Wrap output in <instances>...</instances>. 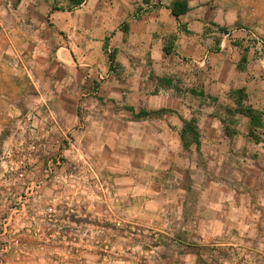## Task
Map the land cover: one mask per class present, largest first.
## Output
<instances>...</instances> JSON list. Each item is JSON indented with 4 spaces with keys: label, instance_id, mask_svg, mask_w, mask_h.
Returning a JSON list of instances; mask_svg holds the SVG:
<instances>
[{
    "label": "crops",
    "instance_id": "crops-1",
    "mask_svg": "<svg viewBox=\"0 0 264 264\" xmlns=\"http://www.w3.org/2000/svg\"><path fill=\"white\" fill-rule=\"evenodd\" d=\"M174 1L84 0L74 7L70 0H0V223L1 200L20 182L7 171L14 148L25 143L20 123L37 113L54 126L43 141L48 151L63 145L57 149L63 170L66 161L81 169L88 158L96 178L111 180L129 215L123 222L140 232L132 234L136 257L148 264H238L232 253L240 248L264 264V196L246 198L251 193L235 182L236 171L231 179L204 174L192 145L185 147L186 125L194 122L202 134L198 118H215L211 108L182 102L173 80L155 77L153 95L143 84L154 77L143 72L148 63L157 68L172 55L202 70L200 89L192 90L204 96L190 90L192 97H219L244 73L251 84L264 83V39L255 38L264 30L253 27L259 3L186 0L189 12L177 19L169 9ZM113 33L117 57L107 52ZM248 39L256 41L251 51H259V60L243 52ZM93 65L101 80L78 70ZM223 135L218 142H226Z\"/></svg>",
    "mask_w": 264,
    "mask_h": 264
},
{
    "label": "rangeland",
    "instance_id": "rangeland-1",
    "mask_svg": "<svg viewBox=\"0 0 264 264\" xmlns=\"http://www.w3.org/2000/svg\"><path fill=\"white\" fill-rule=\"evenodd\" d=\"M223 1L225 5L235 2L234 0ZM257 3L259 4L254 7L253 14L260 13H258L257 23H254L253 27L264 30V1L257 0ZM243 11L241 10V12ZM252 19L254 18L252 17ZM113 35L115 33L111 34L110 37L107 36V41H105L108 43V54L117 57ZM256 37L264 39V32H258ZM248 42L243 47V52L246 54L248 50L255 49L257 45L254 39H248ZM253 51L255 50L250 53L251 61L256 58L259 60V51L257 50L255 54L252 53ZM75 56L81 57L76 54L73 55V58ZM148 64H150L147 65L148 72L146 70L143 72L148 74L151 72L150 75L154 77L148 82L144 81L143 84L149 94H155L156 89L159 88L157 78L164 77L173 80L177 91L183 96L182 102L187 101L188 104L195 106L207 105L211 108L210 116L215 118H205L204 120L198 118L202 134L197 131L199 133L197 139H193L192 136L188 137L191 144L195 143L196 140L199 143V145H192L195 166L203 167L204 174L207 173L217 178L220 174L221 176H229L228 178L231 179V175L236 171L235 182L241 184L243 193H251L243 194L246 195V198H249L247 195L264 196V176H259V172L264 171V125L251 130L248 118L235 116L232 113L236 105L235 100L230 96L232 91L246 89L247 101H244V104L252 106L256 110L264 111V83L251 84L248 81L249 77L244 73L245 79H242L241 83L239 81L234 82L229 91L224 92L219 97H213L215 99L208 100L207 98L192 97L189 93L193 88L199 91L200 85L197 79L202 72L189 62L181 61V58L172 55L157 68L153 67L152 63ZM96 68L95 65L90 68L82 66L78 70L88 75H94L97 80L103 76L97 74L99 71L96 72ZM62 71L59 70L58 72L61 73ZM111 72L114 75L119 74L120 68L116 67ZM28 115L41 117V114L37 113H29ZM219 122L225 123V127ZM214 123L218 124L215 126V130L213 129ZM44 128L45 134L47 132L52 134L54 130V126H49V124ZM38 131L41 133V128ZM62 131L69 134L68 130L62 129ZM18 133L25 138V143L16 146L14 150L16 157L24 156L26 164H30V167L25 170L28 179H19L16 192L8 193L3 198L9 196L14 203L22 196V201L28 202V204L33 202V199L37 200L39 195H43L44 198L41 199L43 203L40 205V213H32L28 204H25V207L16 214L17 218L24 220L30 217L32 213V217H36L39 222L23 235L18 246H12L7 253L0 251V264H148L149 258H138L133 254V250L138 247L139 242L136 240V236H132V234L137 235L140 232L136 225H128L123 222V219L127 221L129 215L127 212L125 213L126 207L120 202L116 188H112L111 180L105 179L102 175L96 179H90L88 158H83L81 169L77 168L78 173L74 171L78 165L72 161L65 162L64 170H60L64 166L57 168L52 165L56 172H60L61 181L58 182L55 177L50 178L49 184L52 188L45 190L44 193H33L30 197V193L26 194L21 190V186L26 180L35 182L42 180L44 171L50 168V160L57 159V149L63 145L54 141L56 143L51 144L49 146L51 151H48V146H45L43 141L34 140L30 131L21 125ZM223 134H225L226 142H218V139L224 136ZM55 136H57L56 133ZM206 136L211 139L214 138L215 142L209 145L202 144L199 139ZM66 142L64 143L65 149L68 150L70 146ZM195 174L201 176L203 173L201 170H195ZM71 175L73 177H70ZM255 189L262 192L255 193L253 192ZM45 202L48 203L45 204ZM78 211L80 214L77 213ZM7 213H9L7 209L2 210L1 217H6ZM76 216L80 218L77 219ZM45 217L51 218L53 222L47 224L42 221ZM116 223L120 225H115ZM78 230L81 233L79 237L77 236ZM7 243L11 244L7 240L3 243L0 237V250L4 249V245ZM106 247H108V251H106Z\"/></svg>",
    "mask_w": 264,
    "mask_h": 264
},
{
    "label": "built area",
    "instance_id": "built-area-1",
    "mask_svg": "<svg viewBox=\"0 0 264 264\" xmlns=\"http://www.w3.org/2000/svg\"><path fill=\"white\" fill-rule=\"evenodd\" d=\"M255 38L257 39L256 36ZM20 125L24 127L27 131H30L32 135L31 137H34L33 138L34 140H40L42 142L45 140V137L48 134V132L47 134L44 133V129H45L44 126H48L47 120L44 117H35L32 115H28L21 121ZM39 128H41V133L38 131ZM56 158H57L56 160H53V159L50 160L49 162L50 168L44 171L45 174L43 175L42 180L40 182L26 180L24 185L21 186V190L23 192H26V194L30 193L29 196L31 197L33 193H37V194L44 193L45 190H49L50 188H52V186H50L49 184L51 182V180H49L50 178L55 177L56 180H58L59 182L61 178V175L59 174L60 172H56L55 169H53V167H57V168L63 167L64 163H63V157L59 155V152L57 153ZM25 160L26 159L24 156L23 157L17 156L14 159L15 162L12 163L11 161V163L9 164V169L7 168L8 173L14 174V176H17L20 179H23V178L28 179L25 174V170L27 167H30V164L27 165ZM77 168H78L77 166L74 168V171L76 173H78ZM62 169L63 168H61L60 170ZM88 174H89L90 179H96L95 175L91 172L90 168L88 169ZM70 177H73V175H71ZM15 192L16 190H14V192L12 193H15ZM8 197H6L5 199L3 198L1 200L3 201V203H6V209L9 211V213H7L6 217H1L0 237L2 238L3 243H5L6 240L11 243V244H8V243L5 244L4 249L0 250L4 253H7L9 250H11L12 246L13 247L18 246L21 240L23 239V235L29 232L30 229H33V226L35 224H38L39 220L36 219V217H32L33 215L32 213H35V214L40 213L39 212L41 208L40 205H42L43 203L41 199L44 198L43 195H39L37 200L33 199L32 200L33 202H29L28 204V202L22 201L23 199L22 196H20L17 199V202H14V203L10 200V197L9 198ZM46 203L48 202H45V204ZM25 204H28L29 209L31 210L32 213L30 217L24 220H20L19 218H17L16 214L19 213L20 209L25 207ZM42 221L46 222L47 224L53 222L51 218L47 219L46 217ZM55 221H59V220H55ZM115 225L119 226L120 224L116 223ZM232 257L238 264H256L253 256L251 254L244 253L243 250H241L240 248H236L233 251Z\"/></svg>",
    "mask_w": 264,
    "mask_h": 264
},
{
    "label": "trees",
    "instance_id": "trees-1",
    "mask_svg": "<svg viewBox=\"0 0 264 264\" xmlns=\"http://www.w3.org/2000/svg\"><path fill=\"white\" fill-rule=\"evenodd\" d=\"M70 2L72 6L76 7L80 6L84 2V0H70ZM144 3L148 5L150 3V0H144ZM169 9L172 15L178 19L179 17L189 12V4L186 0H176L171 4ZM164 52L166 55H170L171 47H165ZM111 60L114 61L112 56ZM242 62L245 63L244 56L242 58ZM241 69H243V67ZM161 82H167L170 84V81L166 79H161ZM191 93L196 96H204L203 92L199 94L195 90H191ZM230 96H232L235 100L236 109L234 110V112H232L234 115H241L248 118L250 120L251 130L263 127L264 114L261 111L255 110L253 107L244 104V101H247L246 89L232 91ZM189 136H192L193 139H197V137L199 136V133L197 132V127L195 126L194 122L188 123L183 132V137H185V141L187 142L185 144V147L189 148L193 144L199 145L197 140L195 143L191 144V142L188 141Z\"/></svg>",
    "mask_w": 264,
    "mask_h": 264
},
{
    "label": "flooded vegetation",
    "instance_id": "flooded-vegetation-1",
    "mask_svg": "<svg viewBox=\"0 0 264 264\" xmlns=\"http://www.w3.org/2000/svg\"><path fill=\"white\" fill-rule=\"evenodd\" d=\"M77 213H78V214H80V212H79V211H78ZM76 218H77V219H79L80 217H79V216H76ZM77 233H78V234H77V236L79 237V236H80V234H81V233H80V230H78V231H77Z\"/></svg>",
    "mask_w": 264,
    "mask_h": 264
}]
</instances>
